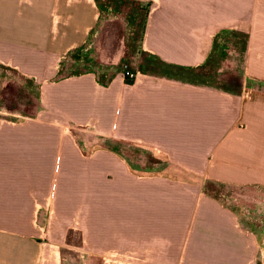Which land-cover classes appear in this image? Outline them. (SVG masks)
Wrapping results in <instances>:
<instances>
[{
  "label": "crops",
  "instance_id": "obj_1",
  "mask_svg": "<svg viewBox=\"0 0 264 264\" xmlns=\"http://www.w3.org/2000/svg\"><path fill=\"white\" fill-rule=\"evenodd\" d=\"M127 1L147 5L141 50L175 68H201L217 37L244 35L238 90L61 75L97 28L100 0H0V65L39 91L25 121L0 113V264H37L29 215L47 208L49 229L86 261L110 248L132 264H264L263 235L203 190L264 191V0ZM133 150L186 175L146 162L136 172Z\"/></svg>",
  "mask_w": 264,
  "mask_h": 264
},
{
  "label": "rangeland",
  "instance_id": "obj_2",
  "mask_svg": "<svg viewBox=\"0 0 264 264\" xmlns=\"http://www.w3.org/2000/svg\"><path fill=\"white\" fill-rule=\"evenodd\" d=\"M99 7L102 12L97 28L91 34L84 49L73 51L63 61L61 75L94 70L99 79L105 82L114 74L129 70L206 84L227 91L238 90L245 45V39L241 35L237 33L221 35L214 52L201 68L183 70L165 67L140 48L142 27L147 13L145 3L100 0ZM38 93V87L32 81L0 65V113L8 114V120L25 121L22 118L32 117L38 109ZM128 155L134 160L132 166L136 172L145 171V166L148 167L153 163L158 169L169 174L186 175L173 166L164 165L163 162L155 163L144 151L136 150ZM55 178L53 176L51 179L54 189ZM203 190L231 207L244 226L253 231L257 230L264 239L263 190L210 182L203 184ZM29 216L34 227L39 229L40 246L36 256L37 264H132L127 261L116 262L115 257L112 256L114 251L110 248L105 249L103 255L100 253L97 257H89L86 261L85 258L80 257L82 253L79 247L65 244V240L59 239V236L54 235L55 231L49 229L53 218L49 208L42 214ZM60 232L67 233L65 230ZM74 241L77 240L73 239L72 242Z\"/></svg>",
  "mask_w": 264,
  "mask_h": 264
},
{
  "label": "built area",
  "instance_id": "obj_3",
  "mask_svg": "<svg viewBox=\"0 0 264 264\" xmlns=\"http://www.w3.org/2000/svg\"><path fill=\"white\" fill-rule=\"evenodd\" d=\"M122 74L127 81H133L137 76V72H131L129 70H125Z\"/></svg>",
  "mask_w": 264,
  "mask_h": 264
},
{
  "label": "trees",
  "instance_id": "obj_4",
  "mask_svg": "<svg viewBox=\"0 0 264 264\" xmlns=\"http://www.w3.org/2000/svg\"><path fill=\"white\" fill-rule=\"evenodd\" d=\"M225 34H234V33H224V34H222V35H225ZM240 35V34H239ZM244 39H245V36L244 35H241ZM221 36H219V37H217V39H215V46H216V43H217V40L220 38ZM214 46V47H215ZM154 60L155 61H157L161 66H165V67H172V66H169V65H166V64H164V63H162L161 61H159V60H157V59H155L154 58ZM172 68H175V67H172ZM176 69H179V68H176ZM148 74V73H147ZM153 75H155V74H153ZM168 77V76H167Z\"/></svg>",
  "mask_w": 264,
  "mask_h": 264
}]
</instances>
